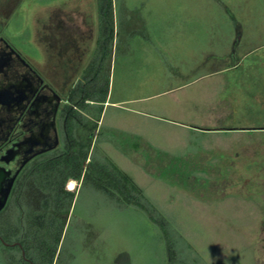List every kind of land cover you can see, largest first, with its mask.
I'll return each instance as SVG.
<instances>
[{"label":"rangeland","instance_id":"rangeland-1","mask_svg":"<svg viewBox=\"0 0 264 264\" xmlns=\"http://www.w3.org/2000/svg\"><path fill=\"white\" fill-rule=\"evenodd\" d=\"M113 5L115 56L100 66L97 78L107 86L113 72L116 98L124 84L129 97L150 96L183 83L167 75L188 63L194 68L187 91L192 104L186 112L182 109L183 118L174 119L210 132L188 133L158 118L129 120L110 108L107 123L127 121L125 125L138 127L145 142L153 143L126 144L135 133L95 127L84 115L97 117L96 108L84 112L81 107L84 115L77 116L85 137L76 150L82 168L78 173L75 169L77 178L68 175L66 181V190L73 193L68 213L65 205L61 219L54 220L40 210L43 196L19 191L0 214L1 231L14 241L26 239L34 259L43 250L42 260L44 254L51 256L50 249L57 250L53 264H169L170 238L173 264H264V0H113ZM72 12L80 14L73 21L85 18L94 27L95 39L101 35L99 0H0V21H5L0 39L44 67L45 52L37 45L47 47L49 31L68 25L71 18L65 15ZM51 15L58 20L52 29L46 26ZM179 25L195 31L190 32L194 38L188 55H178L181 48L171 38L172 56L162 55L165 31ZM209 28L227 31L221 34L227 42L207 40L220 35L209 34ZM209 56L212 63H207ZM49 65L54 68L52 61ZM213 71L221 72L211 76ZM123 73L130 74L125 81ZM71 128L75 133L73 122ZM104 162L116 165L143 190L173 234L169 229L166 235L147 214L120 206L94 186L92 163ZM71 182L75 191L69 190ZM11 254L18 256V251Z\"/></svg>","mask_w":264,"mask_h":264},{"label":"flooded vegetation","instance_id":"flooded-vegetation-1","mask_svg":"<svg viewBox=\"0 0 264 264\" xmlns=\"http://www.w3.org/2000/svg\"><path fill=\"white\" fill-rule=\"evenodd\" d=\"M83 21H70L65 27L59 24L49 31L47 47L37 45L45 52L44 67L0 39V201L8 194L0 214L19 191H31L35 197L41 195L40 207L47 201L51 207L54 197L48 191V182L45 188L39 186L35 174L40 166L58 158L65 145L71 144L70 121H74L77 137H85L77 116L84 113L76 99L81 102L86 91L90 93L96 88L100 66L112 56L114 34L102 28V36L95 39L94 27L89 28L85 18ZM86 104L90 108L95 106ZM84 116L87 123L96 122ZM66 186L67 182L63 189L68 192Z\"/></svg>","mask_w":264,"mask_h":264},{"label":"trees","instance_id":"trees-1","mask_svg":"<svg viewBox=\"0 0 264 264\" xmlns=\"http://www.w3.org/2000/svg\"><path fill=\"white\" fill-rule=\"evenodd\" d=\"M100 5V11L103 19V30L107 33H113L114 34V9H113V0H99ZM111 42V39L109 40ZM105 96V95H104ZM100 97L97 94H94V96L88 95L83 96L81 102L78 101V107L79 109L82 107L84 112H89V106L86 104L87 100L94 99L97 103H104L102 99L104 100L105 97ZM96 110L98 111L97 117H95V124L97 127L98 122H100L103 106L97 105L94 106ZM82 111V110H81ZM71 122L74 123V121L69 122V139L71 144L65 145L64 151L58 153L60 156L58 158H54L46 166H40L38 168L39 171L36 172L35 176L37 179V184L41 187H44V185L48 184V191H50L53 194L54 202L51 207H49L48 201L42 204L40 207V210L43 215L45 213H50L48 215H51V218L54 220H57L60 218L62 213V210L65 205H67V213L70 209V204L67 203V201L72 202L73 194L71 192H66L63 189L64 183L69 179L70 176H75L74 171L77 170V173L81 171V166L79 164V156L81 153H78L79 150H76L78 146L81 145L79 141H81L78 137H75L74 130L71 128ZM114 133V132H113ZM113 136V135H112ZM82 142V141H81ZM89 152V151H88ZM87 157L84 156L82 160L86 161ZM101 160V159H99ZM81 162V161H80ZM91 162V161H90ZM103 165H94V169L96 168L97 174L94 181V186L97 187V189L102 190L105 194L109 195V197L115 199L120 206H124L127 208H133L137 209L149 217L153 223L161 227L163 233L167 235V230L170 229V234H173L171 230V224L170 222L158 214V211L156 207L151 203V201L147 198L145 193L142 189H140L130 177H128L126 174H124L116 165L113 163H102ZM101 167V170H100ZM88 172H86L87 175ZM67 175V176H66ZM85 175V176H86ZM76 177V176H75ZM78 177V176H77ZM76 177V178H77ZM105 177V178H104ZM104 178V179H103ZM105 181V182H103ZM105 183V184H102ZM111 184L113 186H111ZM45 188V187H44ZM62 198V200H60ZM66 203V204H65ZM45 205V206H44ZM50 212H48V210ZM47 210V212H46ZM150 215V216H149ZM42 217V216H41ZM44 217V216H43ZM42 217V218H43ZM61 219V218H60ZM62 226V225H61ZM60 226V227H61ZM52 231V228H50ZM50 231V235L52 234ZM46 235H49L48 232H46ZM49 235V236H50ZM61 236V234H60ZM56 239V238H55ZM61 239H57V246L58 242ZM11 246L10 248L7 247L4 243ZM16 242V243H15ZM19 244L12 248V244ZM26 239L24 240L19 237L18 239L12 240L9 238L8 235L3 233L0 229V264H53L54 258L56 256L57 250L53 252L51 251V256L48 254H44L45 258L42 260V254L45 253L43 250L41 252V258L40 259H34L30 257L29 255V247L26 244ZM168 244V255H169V264H173V256L172 253L174 252V241L172 238H170L167 241ZM14 251H18V256L11 254ZM23 252H25V257L23 256ZM170 252V254H169ZM22 254V255H21ZM42 260V262H41Z\"/></svg>","mask_w":264,"mask_h":264},{"label":"crops","instance_id":"crops-1","mask_svg":"<svg viewBox=\"0 0 264 264\" xmlns=\"http://www.w3.org/2000/svg\"><path fill=\"white\" fill-rule=\"evenodd\" d=\"M113 9H114V18H115V7L113 5ZM81 10H79L80 12ZM69 15V16H68ZM77 15H80L77 12H72L69 14H66L65 16L68 18L70 17L71 19L69 21H73L72 18L76 17ZM85 17V16H84ZM58 20L56 19H52V15H51V19L50 22L48 24H46V26L51 27H55L56 22ZM5 21L1 22L0 24H4ZM68 22V21H67ZM66 22V23H67ZM115 24V23H114ZM115 26V25H114ZM52 29V28H51ZM191 27L190 26H184V25H179V26H174L171 29H169L167 32L165 31V33L167 34V37L165 39V46H163V50H162V55L167 54L168 56H172L171 54V50H170V45H173L172 41L170 42L169 39L171 38L175 44V46L180 47L181 49H179L178 55H180L182 57V55H188L189 52V46L191 41H193L194 35L190 36V32H195L194 30H190ZM222 28H219V30H217V32H215L214 30H211V28L208 29V33H219L220 35H214L212 36L209 35V37H207V40H209L210 42H212V40H216L217 42H220L222 40L226 41L228 40V37L222 36V33H227V31L225 30H221ZM234 32H237L236 28H232ZM206 30L203 29V32H205ZM172 32V33H171ZM173 33L176 34V37L174 38L172 35ZM172 34V35H170ZM166 36V34H165ZM206 40V38H205ZM174 46V45H173ZM115 56V49H114V44H113V49H112V56L111 59L113 61ZM149 56V55H148ZM210 59V56L207 57ZM211 61H207V63H212V59H210ZM226 63V61L224 62V64ZM188 63H180L179 65H177V71L176 72H172V71H168L169 75H167L169 78H178L179 80H182L183 83L178 84L175 87H171L169 89H166L165 91H163L162 93L156 94V95H150V96H142V97H132V96H127L126 95V90L127 87L125 86V84L122 86V88L118 89V94H117V98L115 97V87L112 88L111 86V77L113 76V72H110V79L108 82V85L106 86L105 82L103 81V79H96V88L94 89V91L92 92H88L86 91L83 96H94V94H98L101 98L104 96L105 99L102 101H104V103H97L96 101H94V99L91 100H87L86 103H90V104H95V106L97 105H102L103 106V110H102V115H101V119L100 122H98L99 128L100 126L103 127H107L109 129H114L116 131L122 132L123 134H130V133H135L136 138H141L143 139L140 134V130L138 129L137 126H128L125 125L127 121H109L107 123V114L110 110V108L119 111L120 113H124L126 115L127 119H131V118H135V117H142V119L144 118H153V119H160L162 121H169L173 124H177L182 126L186 131H188V133L190 131L192 132H205V133H209L210 131L204 130L203 127H199V126H194L193 124H185V123H179V121H176V119H174V117L176 116L177 118L181 117L183 115L184 112H186L187 108L189 107L190 104H192V102H189V98H188V88L190 86V84L193 82L191 80H193L191 76L194 75V68L189 69ZM221 71H213L212 73H210V75H217L219 74ZM100 75H102L101 73H99ZM193 74V75H192ZM130 74H126L123 73L122 74V78L124 79L123 81L126 80V78L129 76ZM100 77V76H98ZM105 91L104 93H101V91ZM102 95H101V94ZM159 96H164V97H168L165 98L162 102H156ZM180 107H182L180 109ZM182 109H184L182 111ZM181 110V112H180ZM155 112V113H154ZM157 112H160V114H162V117L159 118L158 115H156ZM172 115V117H171ZM178 115V116H177ZM169 116V117H168ZM171 117V118H170ZM183 118V116H182ZM203 129V130H202ZM132 132H131V131ZM136 131V132H135ZM186 133V132H184ZM139 135V136H138ZM128 138V137H127ZM134 138H128V142L126 144H135V145H139V144H153L151 141H147L145 142H134ZM107 143V142H106ZM110 141H108L107 144H109ZM114 144V142H111Z\"/></svg>","mask_w":264,"mask_h":264},{"label":"water","instance_id":"water-1","mask_svg":"<svg viewBox=\"0 0 264 264\" xmlns=\"http://www.w3.org/2000/svg\"><path fill=\"white\" fill-rule=\"evenodd\" d=\"M7 199H8V194H7V196H5V198L3 200L0 201V212L5 208ZM4 244L7 245L6 243H4ZM16 245H19V244H15V245H12V246H16ZM23 256L25 257V252H23Z\"/></svg>","mask_w":264,"mask_h":264},{"label":"bare ground","instance_id":"bare-ground-1","mask_svg":"<svg viewBox=\"0 0 264 264\" xmlns=\"http://www.w3.org/2000/svg\"><path fill=\"white\" fill-rule=\"evenodd\" d=\"M75 182H71L69 186V190H74Z\"/></svg>","mask_w":264,"mask_h":264}]
</instances>
